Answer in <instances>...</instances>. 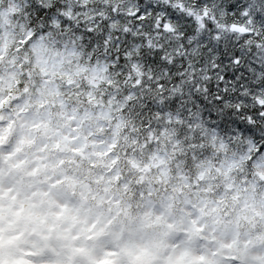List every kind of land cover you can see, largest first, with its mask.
Wrapping results in <instances>:
<instances>
[{"label":"snow or ice","instance_id":"snow-or-ice-1","mask_svg":"<svg viewBox=\"0 0 264 264\" xmlns=\"http://www.w3.org/2000/svg\"><path fill=\"white\" fill-rule=\"evenodd\" d=\"M17 35L37 41V57L42 45L53 47V74L67 57L86 75L85 107L71 119L98 116L125 131L131 124L147 148L164 145L151 165L164 187L139 186L138 207L148 223L175 229L177 241L196 235L208 249L167 264H264V0H0V140L31 103L29 54L18 45L5 62V41ZM54 95L52 106L67 110ZM169 150L174 166L165 167ZM170 174L184 183L170 186ZM173 191L186 193L175 218L152 203L161 196L168 207ZM150 257L147 248L110 243L87 264H152ZM28 264L63 262L36 252Z\"/></svg>","mask_w":264,"mask_h":264},{"label":"clouds","instance_id":"clouds-1","mask_svg":"<svg viewBox=\"0 0 264 264\" xmlns=\"http://www.w3.org/2000/svg\"><path fill=\"white\" fill-rule=\"evenodd\" d=\"M22 39L17 35L5 41V62L18 45L29 54L24 72L31 103L24 122L18 117L11 131L5 129L6 139L0 140L4 145L0 192L7 193L0 196V264H28L36 252L47 254L53 262L87 264L90 258L102 256L110 243L147 248L152 264H167L170 257L185 250L189 253L186 260L206 252L207 245L199 244L198 236L177 241L178 232L164 220L148 223L142 206L138 207L140 198L134 197L142 184L164 187L158 169L151 167L153 152L164 145L147 148L131 124L125 131L124 124L116 128L98 116L71 119L74 107H85L86 75L77 72L67 57L55 65L53 74L57 58L53 47L42 45L37 57L33 54L39 50L33 49L37 41L20 43ZM42 65L49 72L47 81ZM56 92L67 101V110L52 106L58 99ZM7 94H16L15 86ZM88 107L95 110V105ZM166 155L165 167L173 165L175 153L169 150ZM168 178L173 187L185 180L171 174ZM170 195L168 207L163 206L161 196L154 195L152 203L162 208L164 216L175 218L186 193ZM129 202L132 207L125 208ZM114 232L118 233L115 238ZM124 255L131 259L128 252Z\"/></svg>","mask_w":264,"mask_h":264},{"label":"flooded vegetation","instance_id":"flooded-vegetation-1","mask_svg":"<svg viewBox=\"0 0 264 264\" xmlns=\"http://www.w3.org/2000/svg\"><path fill=\"white\" fill-rule=\"evenodd\" d=\"M5 195H7L6 192H0V196H5Z\"/></svg>","mask_w":264,"mask_h":264}]
</instances>
